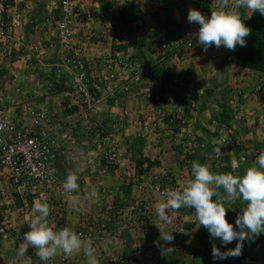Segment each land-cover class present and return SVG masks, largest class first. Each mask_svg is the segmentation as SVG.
<instances>
[{
	"label": "crops",
	"instance_id": "obj_1",
	"mask_svg": "<svg viewBox=\"0 0 264 264\" xmlns=\"http://www.w3.org/2000/svg\"><path fill=\"white\" fill-rule=\"evenodd\" d=\"M98 1L99 2H95L96 5L99 6L96 10H103L105 15L111 14L114 17L117 13L123 11V13H121L122 17H124V21H127L126 18L130 13L136 15L134 18L135 20L133 19V23H128L125 29L122 27L118 28L116 20L113 24L119 32H117L116 36H119L121 32H125L128 35L126 44L118 46L114 41L115 43H113L112 46L106 45L104 48L102 47L103 49L101 51L107 54L108 52L115 53L117 50H122L129 57H133V55L136 54V57H133V63L136 68L140 70L142 77L139 83H131L130 92H126L122 88L124 82L120 81L113 96H108L105 93L103 94L105 89L104 91H100L97 98L99 99L101 95L102 97L93 108L86 111L88 113L78 109L75 110L73 115H70L71 118L73 116L75 117L76 113L84 112L83 114L86 113V116L91 118V120H89L90 122L88 120L86 121V127L84 128L73 121H70V123L66 125L69 126L66 132H68L71 137L67 135L69 139L71 138L72 140L70 142L71 150L66 151V145L65 147L59 145L61 138L66 136V132L64 133V125L56 122V127L52 128L56 144L54 146L56 167L64 178L70 171L77 174L79 188L76 192H73V197L67 198L66 206L60 208L62 210L59 211L56 219L51 214L53 210L58 209L57 205H55L54 199H47L49 200L48 205L50 206L49 219L57 228L68 227L76 232H95L97 228L104 226L103 230L106 231L108 235L106 241L101 244L93 243L100 264H116L121 257H127L128 264H154L155 255L160 254L166 257L164 258L165 261L171 260L172 264H176L173 258L176 248L170 243L159 241L160 233L155 223L160 221H158L157 217L151 219L153 217L147 214L145 215L146 209L149 207L143 205L149 203L151 200L154 202L152 205H157L161 202L163 197L158 191L151 189L147 183L153 177L162 178L165 174L171 173V171L173 172L175 167L177 169L178 165L176 161L178 160V156H175L176 152L173 149L175 145L169 142L168 138H173L175 143H184V138L168 137V135H170L169 133H174L173 129H178L176 126L177 124L174 125V128H172L173 125L168 124L165 125L167 128L161 126L159 130L162 129V134L156 129V132L161 134L162 138L159 134H156L154 137L153 134L149 137L137 134H139L145 124H151L156 127L159 122L157 121L156 111L158 108H161L169 113H181L185 123H180L179 125H184L181 129H188L187 133L190 130V128H187L190 127L188 124L192 125L198 135L195 137L196 142L193 144L202 146L204 144H213L224 140L229 143V149L231 150L230 154L233 155L234 152L232 151L233 148L231 143L224 138L222 132H219L220 129L218 132L221 134L222 140H218L214 134L208 135V133H211L217 127L222 128L224 126L233 125H236L233 127L239 126L238 130L236 129L237 133H240V130L244 132L248 131L245 125L250 122L249 119L239 121L233 117V114L240 108V113L243 116H247V111L250 108V106H248L250 104L248 103V94L251 91L250 87L254 90L256 89V93L264 96V89L258 90L259 86L264 88V73L236 65L231 56L230 59L223 63L220 62V65L217 63L219 66L218 70L215 69L207 76H203L202 73H199L198 66H196L198 64L197 60L199 59L198 55L203 52L200 51L201 47L200 49H196V52H199L196 56L197 59L190 58V64H193V66H185L186 62H182L183 60L187 61L185 58L180 60L186 70L189 67L191 70L189 74L181 73L182 82L180 83V90L176 88V91H180L181 94L174 92L171 85L164 83L165 81H171L170 76L160 75L157 71V66L163 61L159 60L151 51L152 47L156 46L153 32L155 29H159L153 26L151 18H153V16H161L157 11L159 7L161 8L162 2L159 3V0ZM174 1L178 2V0ZM179 2L181 1L179 0ZM227 2L229 7L228 11L234 10L235 0H227ZM177 5L175 10L178 16L177 19L179 20L178 22L176 20V22L179 24L178 28L180 29L176 34L178 35L176 39H180L184 29H186L185 27H194V25L190 24L188 19H186L188 17V11H181L182 8L180 3ZM185 5L186 3L184 6ZM236 10L239 11L242 18H246L252 14L250 11L243 8ZM180 19L185 20L181 22ZM148 21L150 26H147ZM160 23L164 25L165 22L161 21ZM92 26L99 32L107 28L106 24L100 18H95ZM148 27L151 30L150 32L145 29ZM163 29L166 30V28ZM37 33L40 34L41 32L38 31ZM106 37L111 38L108 40L110 42L115 40L111 37V33L106 34ZM130 40V45L127 46ZM209 50H212L211 47ZM95 56H97V54H95ZM139 59L142 62L143 68L140 67L137 62L140 61ZM218 60L220 61V57ZM208 63L210 66L215 64L212 60ZM177 78L178 77H174V79ZM204 78L208 79L205 80ZM222 80L233 84L232 91L230 90L231 92H229V89H227L228 91L226 90L227 92H223L222 87H225L226 84L225 82L221 83ZM59 81L63 82L64 80L60 78ZM204 85L209 87L206 88L205 91H203L202 88ZM236 86H241V90L243 89V91L239 89L240 93L238 96L241 97V101L243 100L242 102L244 103L240 106H238L234 100L229 101V98L236 93ZM246 88H248V92L244 91ZM149 91H158L160 94L162 93L164 99H166L159 103H152L147 98ZM170 91L175 93V96L171 97V95H169V93H171ZM169 97L171 98L169 99ZM225 97L228 99L224 100ZM66 101H68V99L65 96L64 108L67 107ZM59 105L61 107V103H59ZM260 106L263 105L261 104ZM253 107H258V103L254 104ZM233 110L235 112L231 113ZM219 124L220 126H218ZM93 127L101 128L103 132L94 133V131L91 130ZM87 128L91 131L87 130ZM83 129H85V132H83ZM85 134L86 136H83ZM78 135L79 137L77 138L76 136ZM80 136H82V138ZM97 136L100 138V147H104L103 150L108 147H105L106 145H115L113 147L123 148L130 157L124 158V161L118 165V167H115V170L111 169L109 174H103L101 172L100 159L103 153V150H101L102 148L100 150L93 148V150L90 151L86 146V144H90L91 141H95ZM84 138L88 139V142H85L83 140ZM239 140L241 141V139ZM220 145L224 144L220 143ZM199 149L200 148H197L196 151L198 155H201ZM232 158L233 156L231 159ZM234 158L236 157L234 156ZM140 160H142V164L139 166ZM125 162L129 165L127 166ZM185 173L183 168L181 172L175 175L179 176L177 178L185 181ZM129 174L131 175L128 176ZM183 180L177 181L178 184L182 185L184 183ZM6 181L7 172L0 169V186H3ZM108 189L113 190L114 195L107 193L106 191ZM10 193L12 195L11 198L15 200L7 198L0 201V210L2 209V213L4 214V220L0 223V227L3 225L5 226L8 236L7 239H1L0 241V264H15L16 262L21 264L24 262L25 257L32 258V255H36L33 254L34 249L29 248L24 253L23 257L18 256L17 253L19 249L23 247V234L30 230L28 222L30 220L29 215L32 216L33 214L32 208L34 202H43L45 199L44 195L41 194L37 197L31 196L33 199L28 202L26 197L21 198L14 190L10 189ZM140 201L143 207L137 206L136 203L139 204ZM18 202L21 204V217L14 214L16 210L15 204ZM5 203L8 205L7 209L2 207ZM24 212L27 214L24 215ZM178 212L179 211L169 210L168 214L171 217V223L164 225L165 231L174 232L176 230L178 232L177 229H180V226L185 221ZM187 226L188 225H186V227ZM194 227L196 226L193 224V227H187V229L193 230ZM176 231L174 233H176ZM82 255L83 253L81 252L70 257V259L78 258ZM61 256H63L62 253L58 254L54 259L58 260ZM84 258L87 264V258ZM11 259H14L15 262Z\"/></svg>",
	"mask_w": 264,
	"mask_h": 264
},
{
	"label": "rangeland",
	"instance_id": "obj_2",
	"mask_svg": "<svg viewBox=\"0 0 264 264\" xmlns=\"http://www.w3.org/2000/svg\"><path fill=\"white\" fill-rule=\"evenodd\" d=\"M96 1L99 2L98 0ZM161 2V5L163 7H159V10L157 11V13L161 16H153V18H151L153 26L155 28H159L157 30L155 29V33L153 32V37L155 38L154 43L156 44V46H153L151 51L153 52V54H155V56L158 57L159 60L163 61L157 66V71L160 73V75H164L167 77L170 76L171 78V81H165L164 83L171 85L174 92H178L179 94H181L180 91H176V88L177 90H180V83L182 82L181 73L183 72L184 74H189L191 70L190 67L187 69L188 71L184 67L186 65L193 66V64H190V58L192 57L194 59H197L196 56L199 54V52H196V49H200V47H196L193 50H187L184 47H179V45L181 44L180 39H176V36H178L176 34L180 29L178 28L179 24L177 23L179 19H177L178 16L175 10L176 5L180 3V6L182 8L181 11H187L188 7L186 5L184 6V4L182 2H179V0L178 2H175L174 0H159V3ZM56 3L57 0H0V21L3 22L2 26L4 30L7 31L6 37L3 41L2 37H0V116L8 115L11 119L18 120L19 118H22L24 116L25 112L29 108H43L45 110L50 129H52L53 127L55 128L56 122H59L64 125L63 127H65V133L66 129L69 128V126L66 125H68L70 121L77 122L84 128L86 127V121L91 120V118L86 116V113H88L86 111L85 114H83L84 112L76 113L75 117L73 116L70 118V115H73L75 112H71L68 107L64 108L65 96L61 93V89L59 88L61 82L56 76L57 67L55 64L57 60L55 58V52L47 49V47L44 48L42 52L39 51L40 53L32 49L38 36H42L43 40H45L44 42H46V45L50 44V42L54 40V37L51 34L53 27L51 26V28H49L47 25H45V19L48 17L49 11L52 10L53 6H55ZM121 12L123 13V11ZM121 12L117 13L113 18L116 20L118 28L122 27L125 29L128 23H133V19L136 17V15L130 13L126 18L127 21H124V17H122ZM183 20H181V22H183ZM161 21L165 22L164 25H161ZM147 26H150L149 21ZM163 28H166V30H164ZM145 29H147L148 32L151 31L149 27ZM38 31H41V33L43 34L41 35V33H37ZM130 42L131 40L129 41V43H127V46L130 45ZM209 48L207 49V51H204L201 48L200 51H203L202 53H200L201 58L200 55H198L199 59L197 60L198 64L196 66H198L199 73H202L203 76H207L215 69L218 70V65H220V62L223 63L224 61L230 59V57L233 55V50H228L223 47L226 50L222 48V51H220L216 59H214L215 64L210 66L208 62L211 61L210 59L212 58L211 54L209 53ZM135 55H133V57H136ZM125 56L134 62L133 57H129L126 54ZM219 57L220 61L218 60ZM184 58L187 59V61H182L186 62L185 66H183V63L180 61ZM137 62L140 67L143 66L141 64V60ZM174 77L178 78L174 79ZM204 79L206 80L208 78ZM224 82V80L221 81V83ZM225 84L226 86L222 87L223 92L227 89H229V92H231L233 84L227 81L225 82ZM202 88L203 91H205V89L209 87L207 85H204V87ZM235 89L236 93L229 98V101L234 100V102L238 106H240L244 104L242 102L243 100L241 101V97L238 96L240 93L239 89L241 90V86H236ZM247 90L248 88L244 89L245 92ZM250 90L251 91L248 94L249 97L247 96L249 98L248 103H250L248 105L250 106V108L247 111V116H243L240 113V108L238 106L237 107L239 108V110H236V112L233 110L231 112H235V114H233V117L236 118V120L242 121L244 119H249L250 122L246 123L245 125V127L248 128V131L244 132L243 130H240V133H237L236 129L238 130L239 126L233 127L236 126L233 125L224 126L222 128L217 127L211 133H208V135L214 134L215 137L218 138V140H222L221 134L219 133L222 132L224 138L229 140L231 143V146L233 148L232 151L234 152L233 155L230 154L231 150L229 149V143L225 142L224 140L220 142L218 141L217 143L215 142L213 144H204L202 146L193 144L194 142H196L195 137L198 136L197 131L193 129L191 124H188L190 126L187 127L190 128L188 133V129H181L184 126L182 124H184L185 122L183 116L179 112H168L169 114H171V116L176 117L173 122H167L164 124L162 122H158L156 127L153 126L152 133H148L146 137H149L151 134H153V137L156 134H159L156 132V129L159 130L161 126L166 127L165 125L168 124L173 125L172 128H174V125L177 124L176 126L178 129H173L174 133H169L170 135H168V137L173 136L174 138H184V143H175L173 138H168L169 142L174 143V145L176 146H174L173 149L176 152L175 156H178V160L176 161L178 166L177 169L175 167V170L173 172L171 171V173H167L163 176L164 178L168 175L169 177H172L173 183H168V185H166L167 183L164 179H162L163 186H170L175 190H179L181 185H179L177 181L183 179L177 178L179 176H176L175 174L181 172L184 168V171L186 172L184 176V178H186L185 181L191 179V165L193 161H198L201 164H206L214 172H234L242 174L244 169L254 162L255 154L264 152V96L256 93V89L254 90L250 87ZM241 91H243V89ZM170 92L171 93H169V95H171V97L175 96V93H173L172 91ZM171 97H169V99ZM161 99L163 101L166 98L164 99V96H162ZM226 99L228 98L225 97L224 100ZM59 103H61V107ZM257 103L258 107H253L254 104ZM261 104L263 106H260ZM162 110L163 109L158 108L156 113L159 114V112ZM180 123L182 124L179 125ZM218 126H220V124ZM87 130L90 129L87 128ZM91 130L94 131V133L103 132V129L100 128V130H98V127H93L91 128ZM161 130L162 129H160L159 132H161ZM83 132H85V129H83ZM162 133L163 131L161 132V134ZM67 134L68 132H66V136L64 138H61V140L59 141V145H62V147H65L66 145V151L71 150L70 142L72 141L71 138L69 139L70 135L68 134V136ZM161 134L159 135L161 136ZM83 136H86V134ZM76 137L78 138L79 135ZM80 137L82 138V136ZM239 139H241V141ZM83 140L85 142H88V139L84 138ZM99 143H101L100 138L97 136L95 138V141H91L90 144H86V146L90 149V151H92L93 148L99 150L102 148L101 150H103L104 147H100ZM220 143L224 145H220ZM113 146L106 145L105 147L107 148L102 152L104 153L106 150L114 148ZM218 147L221 148V152L219 154H217L215 151V149ZM197 148H200L199 153L201 155L197 154ZM123 151L126 159L129 156L124 149ZM232 156L233 158L231 159ZM234 156L236 158H234ZM125 164L127 166L129 165L127 162H125ZM130 175L131 174H129L128 176ZM29 197H26V199H28V202L29 200L33 199L31 198V196ZM136 204L140 207L143 205L141 204V201L139 202V204ZM152 204H154V202L151 200L149 203H145V205L143 206L149 207L148 209H146L145 215H150V217H153L151 219H154L156 217L154 216V209L156 204ZM4 206L2 207L7 209L8 205H6V203L4 204ZM15 206L16 210L14 214H17L18 217H21V204L18 202L17 204H15ZM233 207L236 208L227 212V219L234 224L237 214L241 211L240 207H243V203L237 201L233 204ZM178 211V214H180V216L183 217L185 221L181 225L183 228L180 226V229H177L179 233L175 230L176 233L173 234L174 239L170 242V244L174 248H176L173 255L175 263L213 264L211 255L213 243H215L217 247H221L222 251L226 250V248L220 245L219 240L213 241L209 235V232L203 226L199 227L197 218H194L192 216L195 212L194 209L181 208ZM26 214L27 213L24 212V215ZM30 218L31 215H29V219ZM190 224H194L196 227H194L193 230L187 229L186 225ZM197 227H199L198 230ZM234 247L235 242L227 245V248ZM33 254H35L34 250ZM32 256V258L25 257L24 262L21 264H63L61 258L58 260L52 259L49 261H41L37 255ZM157 256L159 258H162L161 262L158 259V264H172L171 260L165 261L164 258L166 257L162 256L161 254ZM11 260L15 262L14 259ZM216 264H264V234L246 241L242 250V255L240 257L217 261Z\"/></svg>",
	"mask_w": 264,
	"mask_h": 264
},
{
	"label": "built area",
	"instance_id": "obj_3",
	"mask_svg": "<svg viewBox=\"0 0 264 264\" xmlns=\"http://www.w3.org/2000/svg\"><path fill=\"white\" fill-rule=\"evenodd\" d=\"M180 1L183 4L186 3L188 13L189 9L195 8L206 16H209L212 10L220 8L228 10L229 8L227 0ZM95 2L97 1L57 0L56 5L45 19V25L49 28L53 27L51 34L54 40L46 45L42 36H38L32 47L36 52H42L46 47L55 52L56 76L58 79H63L67 85V88L62 91L68 99L69 106L67 107L76 106L83 111L95 106L102 97L101 95L99 99L97 98L100 91L105 89L103 94L113 96L118 84L123 81L122 88L130 92L131 83H139L142 77L140 70L125 56L124 51L102 53L101 50L106 45L112 46L115 42L118 46L125 44L128 35L121 32L119 36H116L118 30L110 19H104L103 10H96L99 6ZM95 18H100L106 24V30L99 32L92 26ZM2 25L3 22L0 21V37L3 41L7 31ZM193 25L194 27H185L179 47L187 50L201 48L197 43L199 25ZM108 33H111V37L115 39L113 42L108 41L111 39L106 37ZM222 48L223 46L220 48L211 46L212 50L209 53L212 62L215 61L214 59ZM263 89L261 86L258 87V90ZM147 98L151 102L161 101L160 97L151 91L147 94ZM156 116L157 121L163 124L173 122L176 118L165 111H160ZM48 123L43 108H29L18 120L11 119L8 115L0 116V169L7 172V181L0 186V200L12 197L10 189L21 198L37 195L43 190L52 191L56 194L58 208L53 212V216H57L62 210L60 208L66 206V198L71 197L73 193H65L63 190L62 185L65 179L60 176L54 162L55 139ZM152 130L153 125L145 124L137 135L147 136L148 133H152ZM124 158V151L121 147L106 150L101 158V172L109 174L110 170L120 164ZM162 178L167 183L166 185L173 183V178L169 175ZM162 178L153 177L147 184L151 189L158 191L161 196L167 190H175L173 187L163 186ZM106 192L114 195L111 189ZM192 216L196 218L195 212ZM103 228L104 226H100L95 232L78 231L77 233L84 239L101 244L108 237ZM0 232L3 233L4 239L8 238L3 229ZM84 257L82 255L70 259L63 256L61 261L64 264H86ZM158 259L162 261V258L155 255L154 264H158ZM116 264H128V258L121 257Z\"/></svg>",
	"mask_w": 264,
	"mask_h": 264
},
{
	"label": "clouds",
	"instance_id": "obj_4",
	"mask_svg": "<svg viewBox=\"0 0 264 264\" xmlns=\"http://www.w3.org/2000/svg\"><path fill=\"white\" fill-rule=\"evenodd\" d=\"M241 8L251 13L258 11L264 15V0H235L234 10L228 11L220 8L212 10L209 16L198 9H189L188 22L199 25L197 43L204 51L211 46L216 48L223 46L233 51L237 46H246V37L251 34V28L243 21L250 15L242 18L236 10ZM151 92L156 93L160 99L163 96L158 91ZM152 103H159V101ZM215 151L219 154L221 148L218 147ZM118 165L112 169L115 170ZM60 176L62 177L61 174ZM191 177L180 186L179 190L165 191L161 202L155 206L154 212L160 221L155 223L160 233L159 241L170 243L174 239V232H167L164 229L165 224L171 223L169 210L194 209L199 227L203 226L213 241L219 240L220 245L226 248L222 251L221 247L213 243L211 251L213 264L228 258L240 257L246 241L264 234V152L255 154L254 162L245 168L242 174L214 172L206 164L193 161ZM64 179L62 187L65 193L78 190L77 174L70 171ZM41 194L47 202H34L33 214L28 222L30 230L24 233L23 247L19 249L17 255L23 257L31 247L41 261H49L60 253L70 258L82 252L87 258V264H100L96 249L90 239L82 238L80 234L68 227L57 228L49 219L50 206L47 199H54L56 205L55 192L43 190L37 195L26 197H37ZM237 201L242 202L243 207H240L241 211L237 214L233 224L227 219V212L236 208L233 204ZM1 229L7 233L3 226L0 227ZM1 239L4 240L3 233L0 232V241ZM233 242H235V247L227 248V245Z\"/></svg>",
	"mask_w": 264,
	"mask_h": 264
},
{
	"label": "trees",
	"instance_id": "obj_5",
	"mask_svg": "<svg viewBox=\"0 0 264 264\" xmlns=\"http://www.w3.org/2000/svg\"><path fill=\"white\" fill-rule=\"evenodd\" d=\"M104 19H110L111 23H115V19L110 14H106ZM246 26L251 28V34L246 37V46H237L233 51V61L236 65L248 68L254 71L264 73V15H261L258 11L253 12L249 19L243 21ZM62 90L67 88L65 81L60 83ZM69 106L68 101H66ZM78 107H71L70 111L75 112ZM100 130V128H98ZM142 164V160L139 161V166ZM4 220V214L2 209L0 210V223ZM193 227V224L187 226Z\"/></svg>",
	"mask_w": 264,
	"mask_h": 264
}]
</instances>
